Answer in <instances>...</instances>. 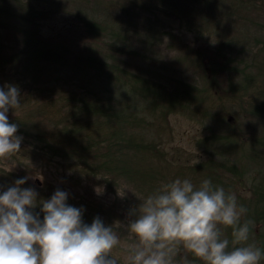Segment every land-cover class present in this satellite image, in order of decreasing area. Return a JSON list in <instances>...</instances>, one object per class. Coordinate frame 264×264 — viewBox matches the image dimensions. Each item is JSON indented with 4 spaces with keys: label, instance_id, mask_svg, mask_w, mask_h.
<instances>
[{
    "label": "trees",
    "instance_id": "obj_1",
    "mask_svg": "<svg viewBox=\"0 0 264 264\" xmlns=\"http://www.w3.org/2000/svg\"><path fill=\"white\" fill-rule=\"evenodd\" d=\"M68 4L92 39L74 49L66 37L58 43L40 28L41 20ZM142 11L162 12L207 34L205 44L186 41L185 53L175 55L178 70H189L193 80L132 66L126 56L133 49L131 26ZM263 16L264 0H0V85L15 83L22 95L17 112L9 111L10 122L19 124L18 132L39 153L68 162L79 182L90 178L117 194L108 207L69 195V203L86 207V222L99 214L127 223L131 206L177 177L197 186L210 177L247 206L244 218L253 221L249 242L264 247ZM156 33L146 28L149 36ZM58 66L59 75L65 67L81 76L79 86L46 81ZM178 113L220 125L221 131L197 141L207 159L181 164L167 156L164 135L172 133L170 117ZM17 151L32 156L35 148ZM0 177L13 184L22 176L0 168ZM58 187H38L40 200ZM231 234V226L224 227L223 236L231 240ZM177 247V261L205 264Z\"/></svg>",
    "mask_w": 264,
    "mask_h": 264
},
{
    "label": "clouds",
    "instance_id": "obj_2",
    "mask_svg": "<svg viewBox=\"0 0 264 264\" xmlns=\"http://www.w3.org/2000/svg\"><path fill=\"white\" fill-rule=\"evenodd\" d=\"M21 97L17 84L0 85V155L22 147L19 124L9 117ZM28 179L0 185V264H119L111 254L120 239L113 224L99 214L86 222V207L69 203L63 188L40 200L37 188L24 186ZM247 212L235 192L210 177L199 186L177 177L128 210L126 227L137 240L130 264H195L187 257L176 260L178 245L205 264H260L264 247L249 242L253 221L244 218ZM226 226L231 240L223 236Z\"/></svg>",
    "mask_w": 264,
    "mask_h": 264
},
{
    "label": "rangeland",
    "instance_id": "obj_3",
    "mask_svg": "<svg viewBox=\"0 0 264 264\" xmlns=\"http://www.w3.org/2000/svg\"><path fill=\"white\" fill-rule=\"evenodd\" d=\"M56 9L59 11V6ZM77 11L74 6L69 5L63 7L59 12L53 13L49 18L41 20L42 34L47 37H54L58 43L62 35L69 40L66 43L71 44L73 49L77 48L81 42L92 41V39H86V33ZM149 15L151 14L142 11L136 15L132 22L130 33L133 38L131 42L133 49L129 55H126L132 66L158 77L175 74L193 80L194 76L189 70L184 69L182 66L179 69L180 71L178 70L174 63L175 55L178 52L185 53L187 50L186 41L196 45L205 44L210 40L207 39V34L204 33L205 36H202V31L199 32L195 27L192 29L186 23L180 22L174 17H169L162 12L151 15L150 20L145 19ZM258 21L261 25H264V16ZM147 27H153L154 31L157 32V36L153 37L146 34ZM205 31L207 32V30ZM259 34L264 37V29L259 31ZM150 41L154 43L150 44ZM133 67L131 68L134 69ZM55 68L57 74L52 72L49 78H44L46 81L49 80L51 84L61 82L67 87L79 86L81 76L67 70L65 67L60 68L61 75H59V66ZM116 92L119 96L127 100L130 99L135 103L133 101L135 99L128 97L123 91L118 90ZM170 122L172 133L164 135L167 156L175 163L181 164H192L207 159L208 156L205 151L197 145L198 139L216 130H222L220 125L214 121L192 119L179 113L171 115ZM241 122L248 124V126L251 124L250 120L247 119H242ZM22 145L32 149L35 148V153L31 154L32 156H23L20 152L15 151L10 155H0V168L19 172L21 176H28L29 179L24 186L38 188L46 183L61 186L77 199H92L91 201L102 204L104 207L111 205L117 198V194L110 192L104 185L93 179L86 178L84 181L79 182L77 172L75 173L69 167V163L63 159L42 155L38 151L39 147V149L34 147L33 144H29L24 139ZM10 184H12L10 181L0 177V185L6 188ZM114 222L105 220L106 224H113L114 230L117 231L120 237L117 245L112 248L111 254L118 259L119 264H130L129 250L137 243L136 234L128 230L127 223ZM180 251L182 250L180 249Z\"/></svg>",
    "mask_w": 264,
    "mask_h": 264
}]
</instances>
